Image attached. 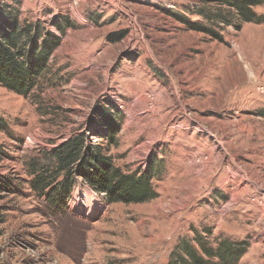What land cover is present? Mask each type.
Here are the masks:
<instances>
[{
  "label": "rangeland",
  "instance_id": "rangeland-1",
  "mask_svg": "<svg viewBox=\"0 0 264 264\" xmlns=\"http://www.w3.org/2000/svg\"><path fill=\"white\" fill-rule=\"evenodd\" d=\"M10 16L59 43L28 94L0 85V264H166L205 228L264 264V23L220 0H0ZM76 134L156 197L32 189L31 164Z\"/></svg>",
  "mask_w": 264,
  "mask_h": 264
},
{
  "label": "trees",
  "instance_id": "trees-1",
  "mask_svg": "<svg viewBox=\"0 0 264 264\" xmlns=\"http://www.w3.org/2000/svg\"><path fill=\"white\" fill-rule=\"evenodd\" d=\"M261 3L262 0H220V4L233 9L240 20L256 23H264V14L253 9ZM56 26L62 29L59 24ZM40 32L36 26H18L11 16L7 20L0 19V85L6 90L26 95L37 85L38 76L59 43L55 38L53 42L51 39V44L45 39L39 45ZM207 33L222 41V37L211 30ZM26 44L31 47L26 48ZM114 132L106 134L110 142L114 141ZM48 159L51 168L31 164L30 174L34 176L31 187L42 191L48 199L52 198L57 206L65 203L76 178L102 194L109 203H142L157 195L152 188L151 173L124 172L112 164L101 144H92L86 135H73L48 153ZM210 231L205 228L190 240H180L170 252L166 264H238L246 252L247 243L223 239L213 245Z\"/></svg>",
  "mask_w": 264,
  "mask_h": 264
},
{
  "label": "bare ground",
  "instance_id": "bare-ground-1",
  "mask_svg": "<svg viewBox=\"0 0 264 264\" xmlns=\"http://www.w3.org/2000/svg\"><path fill=\"white\" fill-rule=\"evenodd\" d=\"M78 201H79V199H78ZM87 207L91 209V207H90V206H87Z\"/></svg>",
  "mask_w": 264,
  "mask_h": 264
}]
</instances>
